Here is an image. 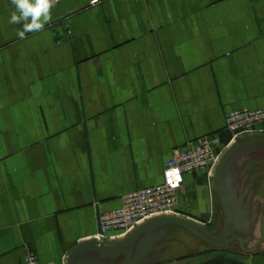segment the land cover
Masks as SVG:
<instances>
[{
	"label": "crops",
	"instance_id": "crops-1",
	"mask_svg": "<svg viewBox=\"0 0 264 264\" xmlns=\"http://www.w3.org/2000/svg\"><path fill=\"white\" fill-rule=\"evenodd\" d=\"M92 1L63 0L20 39L15 6L0 0L1 262L68 264L102 214L214 135L225 152L245 143L232 181L249 227L229 256L264 264V124L236 139L226 124L231 111L264 108V0ZM216 168L184 176L178 217L221 226ZM165 229L148 264L201 262L199 237L153 233Z\"/></svg>",
	"mask_w": 264,
	"mask_h": 264
},
{
	"label": "water",
	"instance_id": "water-1",
	"mask_svg": "<svg viewBox=\"0 0 264 264\" xmlns=\"http://www.w3.org/2000/svg\"><path fill=\"white\" fill-rule=\"evenodd\" d=\"M252 140L254 139L246 141L252 142ZM244 144H235L229 148L216 168V190L224 212V221L221 226L210 229L188 218L156 216L138 225L121 239L110 243L90 239L78 245L71 253L68 264H94V259L89 254L97 256L99 260L97 264H148L150 252L161 241L167 229L156 234L153 232L158 228L171 225L183 227L205 243L206 246L201 247L200 252L211 253L212 256L199 264H242L238 259L229 256V252L238 249V246L232 245L233 241H239L242 246L245 239L241 235L247 233L249 227L247 212L242 209L241 203L237 200L232 181L233 162ZM143 234L145 237H141Z\"/></svg>",
	"mask_w": 264,
	"mask_h": 264
},
{
	"label": "built area",
	"instance_id": "built-area-1",
	"mask_svg": "<svg viewBox=\"0 0 264 264\" xmlns=\"http://www.w3.org/2000/svg\"><path fill=\"white\" fill-rule=\"evenodd\" d=\"M63 0H59L58 4ZM100 0H93L92 4ZM227 129L233 139L255 133L257 127L264 124V108L250 110L243 108L231 111L226 116ZM225 148L221 140L214 135L198 138L183 150H177L166 161L161 184L127 194L122 206L106 212L99 220V230L92 237L97 242H108L125 237L138 225L156 216L178 214V194L186 174L210 172L220 161ZM0 264H4L0 260ZM20 264L43 263L37 255L29 253Z\"/></svg>",
	"mask_w": 264,
	"mask_h": 264
},
{
	"label": "clouds",
	"instance_id": "clouds-1",
	"mask_svg": "<svg viewBox=\"0 0 264 264\" xmlns=\"http://www.w3.org/2000/svg\"><path fill=\"white\" fill-rule=\"evenodd\" d=\"M59 0H11L15 10L11 12L9 23L22 25L16 35L25 39L27 33L42 31L52 21V9Z\"/></svg>",
	"mask_w": 264,
	"mask_h": 264
},
{
	"label": "rangeland",
	"instance_id": "rangeland-1",
	"mask_svg": "<svg viewBox=\"0 0 264 264\" xmlns=\"http://www.w3.org/2000/svg\"><path fill=\"white\" fill-rule=\"evenodd\" d=\"M201 257H196V259L198 258V260H205V259H207V258H210L211 256H212V254L211 253H206V254H204V255H200Z\"/></svg>",
	"mask_w": 264,
	"mask_h": 264
}]
</instances>
